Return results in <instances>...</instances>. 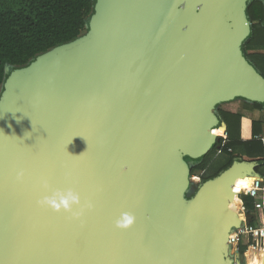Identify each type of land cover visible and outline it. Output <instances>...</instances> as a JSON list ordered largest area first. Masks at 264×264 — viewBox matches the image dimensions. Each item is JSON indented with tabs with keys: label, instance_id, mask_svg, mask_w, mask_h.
<instances>
[{
	"label": "water",
	"instance_id": "95a60500",
	"mask_svg": "<svg viewBox=\"0 0 264 264\" xmlns=\"http://www.w3.org/2000/svg\"><path fill=\"white\" fill-rule=\"evenodd\" d=\"M249 1L96 0L91 41L8 80L0 264H243L226 206L234 176L260 178V164L235 162L177 212L187 172L170 151L200 160L221 139L209 101L264 104V77L238 51ZM69 196L67 210L42 203Z\"/></svg>",
	"mask_w": 264,
	"mask_h": 264
},
{
	"label": "trees",
	"instance_id": "16d2710c",
	"mask_svg": "<svg viewBox=\"0 0 264 264\" xmlns=\"http://www.w3.org/2000/svg\"><path fill=\"white\" fill-rule=\"evenodd\" d=\"M95 10L96 0H0V87L8 67L25 68L36 58L77 41L89 30ZM246 15L251 30L241 46L243 54L264 77V0H250ZM235 102L242 107L232 108V104L220 102L216 108L227 126V140L222 153L218 155L223 142L221 138L190 169V175L199 173L203 183L218 179L237 161H256L260 164L259 171L264 174V145L259 139L262 123L253 122L251 140L245 141L241 137L244 111L264 109V104L242 98ZM222 121L220 137L225 136ZM250 186L251 182L246 181L242 189ZM249 199L243 197L247 205ZM251 242L246 238L241 249Z\"/></svg>",
	"mask_w": 264,
	"mask_h": 264
},
{
	"label": "rangeland",
	"instance_id": "374dc122",
	"mask_svg": "<svg viewBox=\"0 0 264 264\" xmlns=\"http://www.w3.org/2000/svg\"><path fill=\"white\" fill-rule=\"evenodd\" d=\"M250 29H251V24L249 23ZM96 34L94 31L92 32L91 30H87L77 41L72 42L68 45H65L53 52H50L46 55H43L41 57L36 58L35 60L31 61L28 66L25 68H7L6 74L8 75V80L14 79L15 76H20L23 79L27 80H32L36 78L40 72L43 70V68L47 65H50L64 57H67L68 55L74 53L76 50L81 48L83 45L91 41ZM247 37L245 38V40ZM238 51L240 54L245 58L243 54L242 47L238 48ZM246 59V58H245ZM7 80V82H8ZM8 88V84L6 85V89ZM5 88H2V92L8 93V90ZM12 91L10 88L9 95H4V99L0 101V120L1 118L7 113L8 108L10 107V104H12ZM208 106L211 108H214L213 111L216 113V108L220 105L219 103H214L212 101H209ZM170 156L173 160L177 161L180 163L186 170L187 172V186L184 190H182L179 193V206L177 209V212H184V211H189L191 210L198 197L200 196L201 190L203 186L205 185L203 182L200 181V174L197 173L194 176L190 175V169L195 166V162L198 160L193 159L191 156L187 154V152L178 146H175L171 149L170 151ZM164 217L161 214L154 213L150 216V219H158ZM243 251L246 250L242 249ZM245 252V251H244ZM240 261L245 263V258L243 254H239ZM233 260L236 261V257H232ZM259 264V263H258Z\"/></svg>",
	"mask_w": 264,
	"mask_h": 264
},
{
	"label": "built area",
	"instance_id": "2783aa9c",
	"mask_svg": "<svg viewBox=\"0 0 264 264\" xmlns=\"http://www.w3.org/2000/svg\"><path fill=\"white\" fill-rule=\"evenodd\" d=\"M223 139V142L221 146L218 148V155L222 153L223 147L227 140V135L221 137ZM264 192V178H255L253 179V182L250 187L245 189L241 193H246L247 196L256 199L259 197L261 193ZM241 193L240 194V205H239V211L238 216L240 217L242 221V225L236 229H234L230 235H229V246L232 248V255L233 257H236L235 259H239L240 255L243 254L245 258V263L247 264V255L249 253H254L256 255H259L262 253L264 249V224L261 226H256L255 224H251L249 220V212L247 207L243 204L241 199ZM255 208L257 210H260L263 208V205L260 203H257L255 205ZM248 238L251 239L252 242L247 245L246 250L241 249V245L243 241ZM241 262V261H240ZM243 263V262H241Z\"/></svg>",
	"mask_w": 264,
	"mask_h": 264
},
{
	"label": "crops",
	"instance_id": "0c3cea01",
	"mask_svg": "<svg viewBox=\"0 0 264 264\" xmlns=\"http://www.w3.org/2000/svg\"><path fill=\"white\" fill-rule=\"evenodd\" d=\"M7 80H8V75L6 74L5 80L3 82V85L0 87V101L2 99H4V95H6V93L2 92V88L6 89V85H7ZM7 90V89H6ZM238 98H242L244 100L247 101H251L249 99H247L246 97L239 95L238 97H236L235 99L228 101L227 103H230L232 105V108H237L240 109L242 107V105H237V103L235 102L236 99ZM254 102V101H252ZM224 122V121H223ZM253 122H261L262 123V133L259 136V139L262 141L263 145H264V109H257L254 111H244V116L242 118L241 121V137L243 140L248 141L251 140L253 137ZM225 124V123H224ZM226 130H227V126L225 124ZM226 135H227V131H226ZM260 169V167H259ZM258 169V173H260L261 177L264 178V174L261 173ZM254 179L256 177H253ZM252 184V181L249 180ZM243 197H249L246 195V193H241V199L243 204L247 207L248 212H249V222L251 224H255L256 226H261L264 224V192L261 193L259 195L258 198L253 199L251 197H249L250 199L248 200V205L243 201ZM257 203H260L263 205V208L260 210H257L255 208V205Z\"/></svg>",
	"mask_w": 264,
	"mask_h": 264
},
{
	"label": "bare ground",
	"instance_id": "6f19581e",
	"mask_svg": "<svg viewBox=\"0 0 264 264\" xmlns=\"http://www.w3.org/2000/svg\"><path fill=\"white\" fill-rule=\"evenodd\" d=\"M216 126L213 128V134L220 137L223 131L222 124L219 120V118H215ZM253 177H249L244 173H239L236 174L233 178V183L231 186V192H232V198L231 200L227 203V210L231 214H237L239 211V205H240V198L238 196L239 193L243 192L244 189H242V186L246 181L251 180L253 182ZM229 235L228 236V241H229ZM229 245V243H228ZM236 261H239L236 259ZM247 264H264V249H263V255L261 253L259 255H256L254 253H249L247 255Z\"/></svg>",
	"mask_w": 264,
	"mask_h": 264
},
{
	"label": "clouds",
	"instance_id": "9594fccd",
	"mask_svg": "<svg viewBox=\"0 0 264 264\" xmlns=\"http://www.w3.org/2000/svg\"><path fill=\"white\" fill-rule=\"evenodd\" d=\"M42 203L49 204L57 211H59L61 209V206L66 210L69 209L71 204L78 203V199L74 196H69L68 198L61 197L59 203L50 199H46ZM133 219V217L126 215L122 221L117 222V226L125 229L129 228L133 224Z\"/></svg>",
	"mask_w": 264,
	"mask_h": 264
}]
</instances>
